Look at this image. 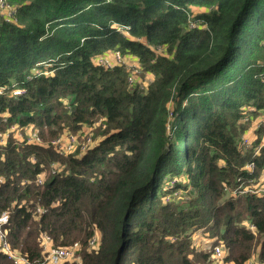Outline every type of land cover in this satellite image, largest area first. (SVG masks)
Masks as SVG:
<instances>
[{"label": "trees", "instance_id": "obj_1", "mask_svg": "<svg viewBox=\"0 0 264 264\" xmlns=\"http://www.w3.org/2000/svg\"><path fill=\"white\" fill-rule=\"evenodd\" d=\"M9 1L0 216L10 212L12 249L41 264L48 236L53 247L78 242L82 264H214L195 244L203 231L229 263L258 246L264 258V194H233L264 176V123L251 149L241 144L264 116V0ZM114 50L154 75L146 90L129 86L125 67L96 64ZM16 87L24 92L12 95ZM14 125L42 144L20 141ZM84 126H93L86 151L51 145ZM0 264H12L1 251Z\"/></svg>", "mask_w": 264, "mask_h": 264}, {"label": "built area", "instance_id": "obj_2", "mask_svg": "<svg viewBox=\"0 0 264 264\" xmlns=\"http://www.w3.org/2000/svg\"><path fill=\"white\" fill-rule=\"evenodd\" d=\"M17 6L12 4L9 0H0V26L4 23H15L17 21ZM118 30L122 33H124L126 36H131L129 27L125 25H119ZM165 47L159 46L157 48L158 53H164ZM95 62L97 65H100L103 68L106 69H114L115 67H125L128 72V84L131 87H138L141 82H144L142 84V89L140 90H146L148 86L153 82V78L148 77L146 80L142 79L143 74L148 73L145 72L142 65L138 61V59L132 55H124L119 50L110 51L106 54H101L95 57ZM150 73H148L149 75ZM7 91L6 87L0 86V96L5 94ZM24 92V89L22 88H13L11 93L14 96H18L21 93ZM249 117H245L244 121H248ZM264 123V116H262L257 123L254 124L249 130L250 133L246 134L242 138V146L243 149L249 150L254 145V139H255V131L261 126V124ZM11 131H17L18 134H16V137L20 141H23V143H37L42 144L41 137L38 134L37 130L28 129L25 133L20 131V129L14 125L11 128ZM254 131V132H253ZM88 131L85 129L81 130V132L75 134L73 132H65L62 134V136L54 139L51 142V145L61 154H73L76 150V147L78 146L81 150V152L86 151L90 145L93 144L91 134H87ZM9 137V133H2L0 132V145H4L7 138ZM82 137V142L79 141V138ZM260 146H264V142L260 144ZM77 147V148H78ZM259 146L257 147V151L259 150ZM249 169H252L253 163L248 164L246 166ZM55 168H52L49 173H55ZM48 173H42L36 182L39 185H44L45 179L47 178ZM2 182V179H0V183ZM171 184V183H170ZM173 186V184H171ZM179 192V191H178ZM178 192L174 193V195L179 194ZM245 193H258V194H264V176L261 178V182L258 186H249L246 188H242L241 185H239L234 191V196H239L240 194ZM170 198V197H169ZM38 212L42 213L44 212L43 209L38 207ZM10 220V212L6 211L0 216V251L7 255L9 260L12 262V264H32L30 259L26 256H23L22 254L18 253L16 250L12 249L11 244L6 239V234L4 231V226H6L9 223ZM250 228L252 229V232L255 236H257L256 227L251 224ZM50 238L47 236L45 237V240H43L42 247L43 252H45V259H43V262L41 264H63L67 261L69 262H75L76 264H82V256L80 253L81 247L78 242L68 246V247H53L49 245ZM92 243L94 241L92 240ZM211 253L212 260L214 264H232L229 263V261L226 260V251L224 249V246L222 244H215L212 247L208 249ZM45 261V263H44ZM244 264H264V258L259 257L256 255V252L252 254V256L245 261Z\"/></svg>", "mask_w": 264, "mask_h": 264}, {"label": "rangeland", "instance_id": "obj_3", "mask_svg": "<svg viewBox=\"0 0 264 264\" xmlns=\"http://www.w3.org/2000/svg\"><path fill=\"white\" fill-rule=\"evenodd\" d=\"M147 76L148 77H151V78H153L154 79V75L153 74H149L148 75V73H145V74H143V76H142V79H144V80H146V78H147ZM144 82H141L140 84H139V89H142L141 87H142V84H143ZM142 91H144V90H142ZM86 130V131H88L87 132V134H89L90 135V133L93 131V126H84V128H83V130ZM81 132V131H80ZM254 132V131H253ZM248 133H250V130L246 133V134H248ZM246 134H243L242 135V137H241V143H242V138H243V136H245ZM18 138V137H17ZM82 140H83V138L82 137H80L79 138V141L80 142H82ZM80 145V144H79ZM78 145V146H79ZM77 146V147H78ZM76 147V150H75V153L78 151V149L80 150V148L78 147L77 148ZM68 155H70V154H65L64 156H68ZM179 179H176L175 181H178ZM179 194H181V192L179 191L178 192ZM196 238H195V244L197 245V247L198 248H200V249H209L210 248V246H212V245H214L215 244V240L214 239H208L206 236H205V233L203 232V231H197L196 233ZM96 242H94V243H92V241H91V245H94ZM209 245V246H208ZM257 250L255 251L256 252V255L257 256H259L260 257V255H259V251H258V249L260 250L261 248H260V246H258L257 248H256Z\"/></svg>", "mask_w": 264, "mask_h": 264}]
</instances>
